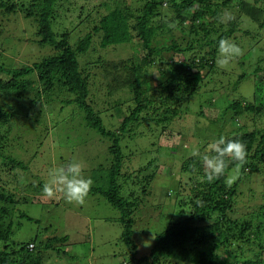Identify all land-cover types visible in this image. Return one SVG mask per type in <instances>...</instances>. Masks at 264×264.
<instances>
[{"label":"trees","instance_id":"16d2710c","mask_svg":"<svg viewBox=\"0 0 264 264\" xmlns=\"http://www.w3.org/2000/svg\"><path fill=\"white\" fill-rule=\"evenodd\" d=\"M77 1L0 0V15L23 12L30 26L22 32L36 35V43L49 45L53 51L31 63L9 67L15 61L0 49V163L8 166L0 171V264H45L42 253L47 250L69 254L64 243L67 236L59 241L54 237L45 241L32 239L24 244L11 240L13 217L32 220L26 213L16 211L20 198L15 191L38 189L45 182L31 172V160L25 161L17 152L19 147L22 155L26 152L20 130L2 125L16 119V108L37 102L50 108L59 105V110L72 107V112L81 116L79 125L83 130L104 145L102 153L109 164L90 170L94 184L88 193L101 195L119 211L121 240L130 248L135 261L264 264V223L258 219L264 215V204L259 205V213L247 216L243 209L233 208L237 183L231 187L226 184L233 167L239 165L242 174L248 167L259 171L264 160V106L255 104L264 93V0H141L135 8L128 0H105L101 3L103 12L84 20L92 24L91 32L73 41L68 30L55 32L53 24L62 14L71 12L70 7ZM222 10L230 11L235 18L226 24L219 23ZM95 35L100 37L101 48L133 47V57L106 61L98 55L91 59ZM9 37L0 33L2 49ZM221 38L237 43L243 54L236 59L242 72L230 84L237 96L226 102L225 109L232 112L227 122L238 127L229 135L220 133L217 139L225 136L241 140L246 144L247 156L243 162H230L225 175L212 183L203 179L202 162L191 153H184L180 166L174 160L172 166L166 162L175 181L182 173L188 174V193L177 202L182 208L177 212L179 217L155 234L148 254L137 257L133 225L139 218L137 211L145 207L143 202L149 203L152 197L151 182L157 176L162 178L158 172L163 160L155 153L147 154L141 162L134 158L133 147L139 148L140 141L148 140L150 146L157 148L162 145L158 141L165 140L170 152L176 155L190 148L187 139L186 147L172 145L176 141L173 134L186 137L181 125L186 118L198 122L196 116L189 115L193 114L189 105L193 97L204 94L208 105L210 96L218 90L222 92L225 75L216 63ZM251 50L255 53L248 56ZM153 70L159 74L154 84ZM246 79L253 88L248 96L238 93ZM205 102L196 109L204 115V108L210 109ZM26 115L31 117L29 110ZM9 139L15 145L4 146ZM29 243L34 245L32 250H28Z\"/></svg>","mask_w":264,"mask_h":264},{"label":"rangeland","instance_id":"374dc122","mask_svg":"<svg viewBox=\"0 0 264 264\" xmlns=\"http://www.w3.org/2000/svg\"><path fill=\"white\" fill-rule=\"evenodd\" d=\"M103 1L105 0H78L70 7L71 12L66 13V16L62 14L59 20H55L53 24L54 31L61 32L65 28L69 31L70 40L73 41L83 37L86 33L91 32L92 28V24L85 23L84 20L89 15L94 17L97 12H103L104 10L101 7ZM127 2L131 8H135L139 6L141 0H128ZM245 24L251 26L250 21H246ZM29 26V20L25 18L23 12L8 16L0 15V33L10 36V39L4 42V50L1 45L0 49L3 55L5 53L9 59L15 61L14 66L9 67L31 63L41 58V56L53 52L52 47L49 45L41 46L36 43L38 40L36 35L22 32V30H28ZM99 39L98 35L93 38L94 49L90 51L91 59L102 55L106 61H117L131 58L134 55L135 49L131 46L101 48L98 44ZM254 53L251 50L247 55L251 56ZM221 70V73L225 75L224 81H222L224 86V88H221L222 92L218 90L210 96L208 102L211 103L208 105L205 102L206 97L204 94H201L200 97L198 95L193 97L189 104L193 114L189 115L196 116L198 122L195 123L193 120L186 118L181 123L185 129L183 131L187 133L186 137H183L180 133L173 134L176 141H172V145L183 144V147H186L188 143L185 139L188 140L189 144L191 143L186 152H180L178 155L171 153V148L168 147L169 144L165 140L158 141L159 145L160 143L162 145L156 146L157 148L150 146L148 140L140 141L138 143L139 148L133 147L136 152L134 158H138L141 162L145 160L147 154L153 155L155 153L163 160L159 164L158 172L162 178L157 179V176L151 182L149 190L152 197H150L149 203L143 202L145 207L137 211L139 218L136 219V223L133 225L132 240L137 247V257L148 254L154 245L155 234L162 231L171 220L173 221L174 218L179 217L177 212L182 208L177 202L188 193L185 187L188 174L182 173L180 178L175 181L173 175L170 176L171 170L166 162L171 166L174 162L180 166L183 156L192 153L193 149L196 148L203 155L207 144L217 139L220 133L221 135H229L238 127L236 123L227 122L231 119L232 112L225 109L226 102L231 97L237 96L236 93L231 91L230 84L233 83L232 80L242 70L236 59L229 69L226 71L225 69ZM158 75V70L152 71L153 84L156 82ZM249 84L248 79L244 80L240 84L238 93L248 96L251 89H253ZM262 88H264V81ZM203 102H205L206 107L210 108L208 110L204 108L203 111H206V115L200 114L196 110ZM255 104L258 107L264 106V93ZM59 107V105L58 107L53 105L50 108L47 104L41 102L31 103L30 106H20L16 108V114L18 115L16 119H9L2 126L12 125L14 129L18 128L20 130L21 143L23 148H26V152L22 155L20 147L17 152L25 161L29 162L31 160L34 164V168L30 167L31 172L34 175H39L45 183L49 180L48 173L51 168L66 166L73 161L81 162L84 166L83 174L93 181L90 170L98 165L106 166L109 164L107 157L102 153V150L105 149L104 145L97 142L96 138L97 141L92 140L91 136L88 135L89 133L83 130L82 126L79 125L81 116L76 112H72V107L65 106L63 110H59ZM26 110H29L31 117H27ZM35 118L39 120L34 121ZM238 122L240 123V121ZM181 136L183 139L177 141ZM9 141L4 146L15 145V141L12 142L10 139ZM84 141L86 142L84 143ZM258 167L259 171H252L248 167L245 169V173L242 174L241 167L238 165L228 173V176L234 175L236 170L239 169L236 180L231 184V186H234L237 183V188L234 190L235 202H233V208L236 210L243 209L246 211L247 216L250 213H259V205L264 204V160ZM3 168H8V166L0 163V171ZM134 169H136V166L130 168V170ZM42 189L43 186L38 189L28 187L23 191L21 189L15 191L16 197L20 198L16 211L20 210L26 213L32 220H27L19 215L11 219L13 224L12 241L24 244L32 239L45 241L47 238L54 237L59 241V239L67 236L68 240L64 243H66L65 249L69 254H58L53 250L44 251L42 260L45 264H142L132 258L130 248L121 240L122 224L118 220L119 211L111 207L101 195L88 193L84 202L80 204L75 201L68 202L63 193L59 191L55 192L52 197H48L42 192ZM23 197L26 198V201L22 200ZM36 199L40 202L38 203ZM261 211H264V209ZM246 215L244 216L247 217ZM258 219L264 223V215H259ZM56 244L61 243L57 242Z\"/></svg>","mask_w":264,"mask_h":264},{"label":"clouds","instance_id":"9594fccd","mask_svg":"<svg viewBox=\"0 0 264 264\" xmlns=\"http://www.w3.org/2000/svg\"><path fill=\"white\" fill-rule=\"evenodd\" d=\"M234 18V15L227 10H222L218 16L219 23L221 24H226ZM217 48L220 55L216 63L219 68L225 70L229 69L232 62L243 54V49L237 43L227 38H221L218 41ZM191 154L194 157L200 158L204 170L203 179L212 183L225 175L230 162H243L247 156V151L246 144L241 140L220 136L218 139L207 144L203 155H201L198 148L193 149ZM83 167L81 162L73 161L69 162L66 166L51 168L48 173L49 180L44 184L42 189L43 193L48 197H52L55 192L59 191L63 193L64 198L68 202L75 201L82 204L93 183L91 178L83 174ZM238 173L239 169L236 170V174L227 177L226 184L228 186H231L236 180Z\"/></svg>","mask_w":264,"mask_h":264},{"label":"built area","instance_id":"2783aa9c","mask_svg":"<svg viewBox=\"0 0 264 264\" xmlns=\"http://www.w3.org/2000/svg\"><path fill=\"white\" fill-rule=\"evenodd\" d=\"M34 245L31 243L28 245L29 250L33 249Z\"/></svg>","mask_w":264,"mask_h":264}]
</instances>
